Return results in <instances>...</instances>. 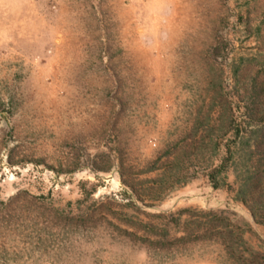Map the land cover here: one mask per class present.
I'll list each match as a JSON object with an SVG mask.
<instances>
[{"label":"rangeland","instance_id":"1","mask_svg":"<svg viewBox=\"0 0 264 264\" xmlns=\"http://www.w3.org/2000/svg\"><path fill=\"white\" fill-rule=\"evenodd\" d=\"M258 129L264 0H0V264H264V223L235 199L253 167L264 194ZM209 210L246 248L175 240Z\"/></svg>","mask_w":264,"mask_h":264},{"label":"trees","instance_id":"2","mask_svg":"<svg viewBox=\"0 0 264 264\" xmlns=\"http://www.w3.org/2000/svg\"><path fill=\"white\" fill-rule=\"evenodd\" d=\"M231 144H236L238 142L237 139H239L242 134L239 132L238 128H234L231 131ZM262 132V136H264V130L258 129V133L260 134ZM203 142V141H202ZM201 142V143H202ZM224 153L225 156L220 159V162L216 165H213L212 167H209V171L205 173L208 181L210 182L211 186L213 188H218L222 185H225L224 181L219 182L216 179V174L221 173L225 170V164L228 162V160L234 161V156L232 155L231 148L229 144H225L224 146ZM168 150L164 149L162 150L159 154L156 155L155 158L149 161V164L151 166L147 167V170L150 171L154 169V165L160 160L162 156H167ZM259 170L257 167L251 168L250 172L247 173V175L244 177V180L237 185L236 189V196L235 199L240 201L241 203L245 204L246 208L248 209V213L250 215L251 221L253 223H264V194L258 192L256 189L259 186ZM119 181L122 185V190L121 194L124 198L127 200L128 205H132L133 207H137V204H141L143 199L139 197L137 193H134V190L132 189L130 181L125 180L122 178V172L119 170ZM152 183V187L148 188L147 195L145 193L146 199L149 200V202H153L154 200H158L161 198V184L162 180L158 181V179L151 178L150 179ZM240 181V180H239ZM261 185V183H260ZM263 192V191H262ZM248 195V199L245 197ZM251 203L250 204H248ZM259 204V207L257 205ZM146 206H151V203H145ZM178 214L182 212H188V209L182 208L176 211ZM204 214L207 215V220L206 223L204 224L205 228L204 231L201 230L202 233H198V228L201 227V225L197 224L198 226L197 231H194L193 229L187 231V233H183V235H179L175 237V240L177 241H183L184 239L187 238H192L195 240L201 239L203 236L208 237L213 234H217L221 238L226 237L227 239H219L221 244L224 246V242L226 241V246L228 248L232 247L235 248L234 246H245V242L243 239H241V235L237 233L236 229L239 228L238 225H235L233 223H230L228 217L224 214L223 211H206ZM163 213L162 212H157V213H152L153 218H162ZM176 222L178 219H174ZM211 228V229H210ZM236 228V229H235ZM213 230V231H212ZM196 232V233H195ZM237 238V239H232V238ZM240 238V239H239ZM246 248V246L244 247ZM247 250V249H246ZM249 251V256H252L251 259H249V263L252 264L253 261V255L256 253L248 249ZM238 252V251H237ZM239 253V252H238ZM241 258V255L239 256ZM243 260H245L243 258Z\"/></svg>","mask_w":264,"mask_h":264}]
</instances>
